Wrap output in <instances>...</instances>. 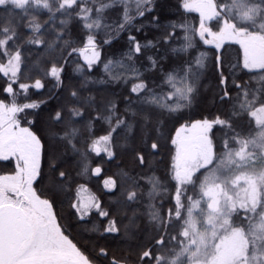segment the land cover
<instances>
[{
	"label": "snow or ice",
	"instance_id": "6c2138e0",
	"mask_svg": "<svg viewBox=\"0 0 264 264\" xmlns=\"http://www.w3.org/2000/svg\"><path fill=\"white\" fill-rule=\"evenodd\" d=\"M163 7L160 0H0V79L7 78L3 86L6 97L0 99V160H16L13 174L0 175V264H91L65 234L54 212L57 198L69 196L75 183L70 173L60 167L59 161L69 152L83 158L88 152L99 155L101 144L111 158L117 138L122 135L127 140L133 132V124L128 119L131 108L126 107L120 114L115 101L107 100L92 118L108 125L105 134L93 138L82 151L76 143L80 136V129L75 126L76 118L84 115L81 110L84 103L93 106L94 98L82 100L79 90L71 91V97L76 98L73 106L54 110L42 129V135L49 141L50 183L44 194H40L34 183L45 178L41 168L45 145L42 135L32 129L34 121L27 117L32 114L28 110L38 109L47 101H30L28 97L30 88L44 87L41 79L31 84L21 82V77L31 79L30 75H25V46L43 45L49 50L47 63L50 67L40 70L44 78H53L54 86L60 87L63 67L59 60L67 61L78 54L91 70L96 63L103 62L98 35L103 33V43L111 44L113 35L127 31L128 51L119 59H108L104 69L111 81H137L129 91L147 107L131 115L139 118L137 123L147 145L151 133L160 131V122L152 118L155 110H160L162 116L190 105L197 82L208 68V54L201 52L194 63L182 61L166 72L162 84L156 86L159 91L142 79L135 67V58L156 45L152 40L141 44L131 33L133 28L136 32L142 30V25L135 27L137 20ZM179 8L199 13V28L194 31L204 44L215 46L213 66L220 73L221 85L226 81L221 71L224 52L220 50L226 41L240 45L244 69H259L261 75L258 87L236 84L239 92L235 98L227 90L223 91L220 100L231 101L230 110L224 116L197 120L177 129L171 139L175 146L172 158L175 205L164 212L151 202L148 204L147 219L155 243L139 255L138 264H264V0H179ZM112 12L118 13V22H108ZM57 18L59 26L54 27ZM160 21V14L152 15L154 26L160 27ZM73 22L81 30L79 47L74 46L76 41L68 35V25ZM22 27L28 30L26 37L20 32ZM214 27L218 30L214 31ZM177 29L184 31L183 43L171 48V52L187 53L194 47L187 23L172 22L164 26L160 42L169 45ZM48 35L53 36L51 41L46 38ZM57 51L58 56L55 55ZM147 59L150 70L160 67L152 56ZM34 67L39 69V64ZM116 68L121 71H115ZM83 70L78 64L77 71ZM85 86L86 83L82 84ZM125 99L131 105L130 98ZM24 122L27 126H23ZM216 126L223 133L219 144L210 136ZM87 131L92 133V120H89ZM159 147V142L153 140L151 149ZM136 159L141 165L145 163L144 155L139 152ZM88 171L85 165L78 175ZM91 171L99 175L101 168ZM150 183L152 187L147 196L152 201L156 198L159 182L152 179ZM104 186L115 188L116 181L109 177ZM186 186H191L193 195H187ZM86 192L88 189L83 184L76 185L70 207L77 218L83 220L93 209L100 217H109V211L101 207L95 196L85 198L81 195ZM139 198L137 191L127 192V201ZM104 231L119 232L117 221L109 219ZM99 255L108 258L104 248L99 250ZM109 264L133 262L129 257H113Z\"/></svg>",
	"mask_w": 264,
	"mask_h": 264
},
{
	"label": "trees",
	"instance_id": "16d2710c",
	"mask_svg": "<svg viewBox=\"0 0 264 264\" xmlns=\"http://www.w3.org/2000/svg\"><path fill=\"white\" fill-rule=\"evenodd\" d=\"M164 5L163 9H157V12L148 14L135 22V27H140L142 30L136 32L133 28L132 35L141 42L146 43L152 40L156 47L148 48L143 51V54L135 58V67L142 74V79L149 87L156 88L162 84L164 74L181 64L182 61L192 60L201 52L207 53L206 63L208 68L201 75L197 82V90L194 94L190 105L186 106L175 113L165 112L162 116L159 115L160 110H155L152 118L159 121L160 131H153L151 138L148 139L147 145L144 143L140 125L137 123L138 117L133 118L131 112H137L141 108L147 107L140 104L134 94L130 93L129 89L135 80L124 83L121 81H111L104 69V62L108 59H119L123 53L128 51V35L127 31L117 35H113L111 44H104L105 35L99 34L97 40L101 46V59L103 62L96 63L91 70H88L87 65L82 61L78 54H74L67 61L59 60V64L63 67L61 72L62 86L55 87L56 81L51 78H44L43 72L40 69L50 67L47 63L49 59V50L43 45L25 46L24 54L27 58V67L25 75H30L31 79L21 77V82L34 83L36 79H41L44 87L41 89L30 88L28 97L30 101H47L42 103L38 109L28 110L31 115L27 119L34 121L32 125L33 131L42 135V129L46 127L48 116L54 110L61 106L72 107L73 100L70 93L73 90H79L80 98H94L93 106L89 107L84 103L81 110L84 115L76 118V127L80 129V136L76 141L77 146L81 147L82 151L87 148L88 144L95 137L105 134L108 125L103 120H94L97 115V108L102 109L107 100L115 101L120 114L124 113L126 107L131 108L128 115L129 121L133 124V132L130 137L125 140L122 135L117 138L112 146L114 155L109 158L107 153L103 151L104 145L98 147L101 149L99 155L95 152H88L87 157L69 152L59 161L60 167L66 169L74 178L73 191L69 196L57 198L54 205V212L57 215L58 222L62 225L65 234L77 245L81 252L91 261V264H109V261L116 257L123 259L129 257L133 264H138L139 255L152 247L155 243L154 233L148 223L147 214L149 211L148 204L151 202L158 209L167 212L173 208L175 201L173 199L176 189V181L172 178V163L175 154L174 145L171 143L175 131L181 125H188L197 120L205 118L211 120L215 116H224L231 107V101L225 99L223 102L220 96L223 91L227 90L230 95L235 98L239 90L235 87L236 84L250 85L258 87V80L261 75V70L249 71L242 67L243 52L240 45L235 42H225L220 51L224 52V66L221 69L225 77V84H220V73L213 66L215 53L217 50L214 45H206L200 40L198 32L199 16L185 12L179 8V0H160ZM18 11V10H17ZM161 15L160 27L154 26L151 22L152 15ZM43 18H47V14H43ZM108 22H118V13L112 12L109 14ZM172 22L187 23L189 34L192 36L194 47L189 49L187 53L173 54L171 48H178L183 43L184 31L177 29V35L173 38L169 45L160 42L161 35L164 31V26L170 25ZM215 25V21L211 22ZM54 27L59 26V18L54 22ZM68 35L76 41L74 46H81L78 37L81 36L79 26L73 22L68 25ZM171 31V29H168ZM213 30H218L214 27ZM27 29L21 28L22 35L27 33ZM48 40H52L53 36L48 35ZM66 38H68L66 36ZM55 55H59L57 51ZM67 56V53H65ZM148 56H152L158 61L159 68L150 70ZM39 64V69L34 66ZM83 66V71H77V65ZM236 65V67H233ZM163 69V71L160 70ZM31 70V71H30ZM115 71H121L116 68ZM7 78L0 79V99H5L6 94L3 93V86ZM82 87V84H85ZM17 87V86H14ZM165 91H167V86ZM125 97L130 98L131 105ZM21 102H24L21 100ZM172 103V101H165ZM23 115V114H21ZM89 120H92V133L89 134L87 128ZM23 126H27L24 122ZM210 136H214L217 144L222 139L223 133L219 126L214 127ZM153 140L159 142L160 147L157 150L151 149ZM42 141L45 145L41 154V168L45 174L44 179H40L34 183V187L40 194H44V189L49 186L50 174V154L49 141L46 136L42 135ZM141 153L145 157V163L140 164L136 159V154ZM87 166L89 171L86 174L78 175L83 172L84 166ZM101 168L99 175L92 174V169ZM16 161L11 158L7 161L0 160V175H10L15 172ZM199 175V173H197ZM111 177L116 181V187L108 189L104 186V181ZM155 179L159 182V189L156 198L149 201L147 192L152 185L150 180ZM77 184H83L88 192L86 194L95 196L101 207L109 211L110 216L100 217L93 209L89 215L83 220L77 218L74 210L71 209V199L75 197V188ZM134 184L138 187H134ZM188 188L187 195H193L191 186ZM128 191H137L140 194L138 201H127L126 196ZM198 191V189H197ZM186 202V201H185ZM109 219H115L118 223L120 231L117 233H108L104 229L108 225ZM104 248L107 250L108 258L99 255V250Z\"/></svg>",
	"mask_w": 264,
	"mask_h": 264
},
{
	"label": "rangeland",
	"instance_id": "374dc122",
	"mask_svg": "<svg viewBox=\"0 0 264 264\" xmlns=\"http://www.w3.org/2000/svg\"><path fill=\"white\" fill-rule=\"evenodd\" d=\"M191 13H194V14H196V15H198L199 16V13H197V12H191ZM199 19H200V17H199ZM214 22V21H213ZM199 26V25H198ZM214 31H216V30H214ZM226 42H233V41H226ZM81 59H82V61L84 62V60H83V58L82 57H80ZM258 70V69H257ZM189 126L191 125V124H188ZM181 127V126H180ZM179 127V128H180ZM177 131V130H176ZM176 131H175V133H176ZM174 136H175V134H174ZM173 136V137H174ZM174 148H175V146H174ZM16 161V160H15ZM81 195L82 196H84L85 198H87L88 197V195L86 194V193H81ZM204 207H206V205H203Z\"/></svg>",
	"mask_w": 264,
	"mask_h": 264
}]
</instances>
